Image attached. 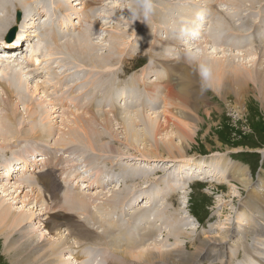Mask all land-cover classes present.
<instances>
[{
  "label": "rangeland",
  "instance_id": "rangeland-1",
  "mask_svg": "<svg viewBox=\"0 0 264 264\" xmlns=\"http://www.w3.org/2000/svg\"><path fill=\"white\" fill-rule=\"evenodd\" d=\"M26 1L27 3H29L28 6L31 7L32 4L30 3V1L32 2V0H26ZM35 1L38 5L35 8L34 14H28V15L29 16L36 15L37 18H39V8H40L41 0H35ZM219 1L222 5V8H221L222 14L220 17L223 18L224 21L226 22V27L223 31L231 32L229 34H235V32L239 33V32H242L244 29L247 30L250 28L248 22L245 19L242 21H239L242 18L238 17L237 15L235 17L236 22H234V19L231 18L234 16V14L232 15L231 14L232 11L230 10H233V12H236L239 10L238 13H235V14L241 13L243 14L242 15L243 18L245 17L248 18L249 14H254L255 16L261 13L264 14V0H254V2H256L257 4L253 3L252 0H241L242 3L241 2L236 3V5L227 4L226 2L221 1V0ZM11 2L13 3L11 4ZM82 2L86 3V0H83ZM102 2L105 4L104 7L106 8V10L103 7L101 12L102 11L107 12L106 13L108 16L107 25H105L104 23L105 21H103V22H100L101 24L97 22L98 23V24L96 23L97 27L96 25L93 26L95 27V29L98 28L99 25L102 26V28L101 30L96 32L95 40L97 41H95V45L92 47L93 49L92 48L90 50L87 49L89 51L95 49V51L99 53V56L102 55L101 56L102 58L96 60L95 57H92L90 55L89 51H84L85 54L81 53L77 55L76 57L73 55V60L78 65H81L88 69L95 70L92 72V75H91L93 79L96 78L95 76L96 70L109 71L110 75L112 76V79L107 80V82L109 83L105 81L106 83L104 85V82L101 81L100 84H103V86L102 85H100L102 87H99V85L96 86L97 92L98 90L104 91L105 93H107L108 98L113 97L117 90L125 89L128 94H130V92L128 91H131L132 89L136 87H137L136 89L140 90L138 93H131L132 95L135 94L134 97H127L126 94L124 95L123 93V96H125V98H118L114 101L116 103L117 109L123 108L122 110L118 112L117 119H116V114L114 113L115 111L109 110L108 106L104 107L103 108L104 110L99 109L98 107H95L94 109L95 112H99L101 114L106 113L110 117V118H102V119H97L96 117H93L99 121L100 125L98 126L99 128L97 127V130L92 134L91 143L93 144L95 149H98L99 147L105 148L103 149V153L91 150V148H89L88 142H85L83 138L80 137L78 138L79 141H76L75 140L76 137L74 134H73L74 136L72 135V133H71V136L67 134L69 131L68 127L70 128L72 126L71 122H72V119L75 118V116H72L70 118L71 122L69 123V120H70L68 118L69 114H66L65 124H64L62 120H60V114L56 113L57 114L56 115L53 113L52 116L49 115V112L51 111L54 105H57V104L61 105L64 103L65 99H68V97L66 98L63 97L64 94L62 92V84L64 81L66 83L65 75L61 76V74H57V78L60 77L59 84L57 85L56 83H52L53 80L51 81L47 80V78H45V75L41 76L37 74V72H36L37 75H34L35 73L31 72V70L34 71V69L29 68L30 70L29 71L26 68L20 67L21 70L23 69L24 71V75H23L24 79L23 78L22 79L26 82L27 88L30 87L33 89H28V92L26 91L27 102L25 104H22L19 98L17 100L15 99V102H13L12 106L14 110H17V118L14 120L15 124L13 123V125L12 124L8 125V127L10 126L9 128L12 132L9 135H8L9 132L6 133L9 139L5 137L7 140L0 141V172L2 170H5L4 173L6 174L7 167L5 168V165L10 162H14L12 166H17L20 163L18 160V156L21 154V150L28 147L27 152H30L31 155H35V154L42 155L41 158H43V160L45 159V161L43 165H42V162L39 164V166L42 165L41 169L39 170L41 171L40 173L38 172L37 174H33L31 172V173H28L29 175H24L22 176V178L13 180V182L15 183V186L17 182L20 183L19 186H21L22 180L31 181V183L35 186L34 189L36 191L35 192L36 196H39L40 198L41 195L46 196V194L48 193L52 195V199L54 201L56 197V193H57V196L59 195L63 196L61 197V206H64V207L68 206L69 204L68 201L66 200V197H65V202L68 204L67 205L64 204L65 194L73 193L77 195L78 193L80 194L84 193V195L81 194V197H80V194L77 196L78 198H80V200L84 196H86L85 202H87L89 206L88 208L90 209L88 214L80 215V213H77V212H74V215L72 214V212H67L66 214L70 213L71 215L74 216L72 217L74 218L76 222L84 224L88 226L89 228H91V226L93 227V225L96 226L97 227L96 231L99 234L102 233L105 235V232L103 231H106V229L108 228L112 230V233L113 231H116L117 229L118 232H122L124 234L130 233V234H134L135 236H137L135 237L136 239L134 238L135 240L131 242L129 241L130 243L128 242L129 244H126V245H120V244H117V242L113 241L112 240L113 235L107 236L106 240H103V241L95 240V239L86 241L89 243L92 241L94 243L95 247L91 245L92 249H94L93 255L95 254L100 257H103L106 262H109L108 264H118L117 263L118 259L115 255L108 253L105 250L106 248H108L109 250H113L120 256V259H121L120 264H131V263L149 264L147 261H140L141 259L139 258L138 255L142 250L149 249L151 251H155L158 253H162L163 251V253H173V255L175 256L176 251H178L179 249L180 250L182 249V251L186 253L184 256L187 257V254L195 253V249L197 248V246H199V244L202 241H204V239L220 238V237L222 238L223 236H226V237L223 239L224 243L222 246H211L213 254H210L209 257L207 258H204L203 256L202 259L199 258L198 260H194L193 262H196L195 264H228L227 263L228 260L223 259V256L220 255L221 253L223 254L225 253L226 258L228 256L229 264L231 263L238 264L239 262L244 261V260L245 262H242L241 264H259V262H257L253 257V256H257L256 252L254 251V247L259 244L260 245L264 244V237L260 238V235L257 233V230L255 233L254 231L253 232L251 231L248 234V232L251 229H254V227L252 226H254L257 223V219L260 217L259 216L255 217L256 215L253 216L254 213L250 210V208H248L247 205H249V200L256 199L254 195L255 191L258 194H264V103L258 100L257 97L252 93L248 95L247 97H245V101L242 106L243 107L242 114H239L234 109L235 102H236L235 100L237 97L234 94L228 93V94H225V96H222L220 93L218 92L214 93L213 91H211L212 90L211 88L207 87L205 89L206 93L201 94L199 96L198 105L201 107V109L199 110L200 111L199 117L201 119H199V123L195 119L194 120L195 122H193V126H192L193 130L189 129L191 130L189 131V134L191 133L190 135L191 137L194 138V141L187 143V145H184V149L187 150L186 156L182 157L184 161L176 163V165H174V166L180 165L179 166L180 168H183V167L186 168V166H189V167L192 166L196 168L197 166L196 168L197 171H194L191 168H190L191 170L185 169L189 171L191 174L187 178V179H190L189 182L191 183L187 184L190 187H187L186 189L181 190V192L180 190L175 189L172 192H167L165 194L164 198H167L168 194L171 193L172 199L170 201L169 208L161 214L158 220L160 222H155V224H153L152 226L145 225L149 223L147 222L143 223V222L136 221L135 215H131L130 212L128 211V213L126 212L127 214H123V215L119 214L120 219L122 220V223L120 225L121 227H120L117 225V220H118L117 212H116L117 214L112 213L113 216L116 218V219L114 218L113 220L109 219L111 216H109L106 212L104 216L105 218L102 217V215L99 212H97V210L104 212V209L110 212L108 207L111 204L107 203V201L104 202L107 199V197L104 198L105 200H102L101 197L103 196L101 194L104 192L109 193L105 195H108L111 197L113 193L115 194V191L113 190L115 187L116 188L118 187L119 183H120V186H122L120 189V193H119L121 194L120 199L124 197V194H123L124 190L126 191L125 199L127 201L132 196L139 195L138 197L141 198L140 204L137 206L139 208L141 204H142L141 206H145L143 205V203H145L144 201V199H146L145 197L148 196L147 195L148 193L154 191L158 182L160 181L163 182L166 180L170 183H177L179 181V178H177L176 176L179 175V173H181V170L179 168H168L170 166L168 162L170 161L173 162L172 161L173 159H168V160L166 159L169 156L167 152H162V151L160 152V156L165 160H157V159L150 160L148 158L145 159L141 157L139 154L140 150H138V149L143 150V148L146 146L148 148H151L155 145L154 142L156 140L160 142L164 139H168L171 135L174 136L176 131L173 129V122H177V120H175L172 116L171 123L166 124L167 129L165 128L160 129L159 131L161 134L159 133L158 136L154 137V129L149 126L147 121L144 119V115L138 117V113L139 114L146 113L145 116L152 115L154 116L153 120H159L161 124L165 122L164 112L169 111V112L177 114L179 106L176 105L175 108L174 107L172 108L173 101L169 98V92L175 91L177 89L180 92L187 93L189 92V89L187 88H185L184 90L180 89V87L177 86L178 83H180L179 82L180 80L177 82L175 80H171V77L168 76V74L164 72L165 70H163V68L160 66L171 65L173 69L178 70L179 67H181L178 64H182V65L186 64L187 67L189 68V65L185 63L186 61L189 60L187 58V51L189 49L193 51H197L198 55H201L202 53H204L199 45L204 44L206 42V39L204 38L203 40L201 38L202 37L201 34L198 40H192L190 36L182 37L179 33V27L181 26V24H189V26H191L192 20L190 19L191 18L190 13L193 14V19H194L196 16V13L203 11L207 14V19H208L210 14L212 15L214 13L213 8L215 7L214 5H212L213 0H155L156 9H155L154 15L152 16L150 20H148L147 22L143 20H138L136 22H130L131 24H129V20L127 19V17L130 15L128 14L129 13L128 7L131 4L132 0H102ZM70 3H73L72 4L73 6L76 5L75 4L76 2H74V0H70ZM254 4H256V6L250 10V8ZM23 5L27 7V5L22 0L20 1L2 0L3 8H1L0 11L7 10V14H4V16L8 17V20H6L5 23L0 25V27L5 29L4 30L0 28V36L4 33L6 37L7 35L11 33L12 29L14 28L13 26H16L18 22V18H17L18 10L19 12L20 10L23 11V8H22ZM229 5L231 8L229 7ZM83 6L84 5L76 6L74 10L78 8L77 9L78 11L80 10L84 11L85 6L84 7ZM49 13L50 14L53 13L52 9L49 10ZM81 15H84V14H81ZM4 16H0V21L3 18H5ZM91 18L93 19V17ZM237 20H238V23H237ZM30 23L31 22L26 24L27 28H30L31 26ZM11 24L13 25L10 26ZM205 25H206V22L200 27V33L202 34L203 32L205 34L207 33V29H205L207 28V26ZM6 26H7V29H6ZM227 26L229 29H227ZM19 35L20 33H18V35H16L15 37L18 38ZM83 35L84 34H81V36ZM114 35L117 36L118 39L116 40L113 39L115 37ZM119 35L124 40L120 38ZM45 36L46 34L42 36L43 37L42 45L40 47H43L46 44L45 41L47 39ZM3 38L4 37H0V42L3 41ZM22 38L23 37L21 36V40ZM98 38H101V39L98 40ZM217 38L218 37L215 38L216 39L215 42L217 41ZM209 42L207 44H209ZM258 42H259L258 45H260L259 47L264 48V43L262 41H258ZM96 43L99 45H97ZM258 45H256V47ZM96 46L101 47V49ZM120 46H121V50H120ZM209 46L212 49V45L209 44ZM250 46L253 47V51L256 50V48L252 44ZM218 47H219L218 52L221 51L220 49L223 50V47H220V46ZM117 49L120 50V53H119L120 55L117 56V61L112 62L108 54L115 53ZM66 50L68 51L67 47H66ZM104 50H108V53L106 56L103 57L102 53H104L103 52ZM224 50H226L227 53H234V54H239L242 52V50H239V49L231 50L228 48L227 50L225 48ZM246 58L257 62L258 60L264 58V53L254 54V56H246ZM107 61H109L110 64ZM11 66L14 67L16 66V64H11ZM6 67H7V64H0V77L2 76V73ZM16 68H19V67H16ZM244 68L247 69V67H244ZM263 68H264V65L260 66V63H259L256 66L252 67L251 69L261 70ZM81 70L83 69H80L79 71ZM196 71L198 73V68ZM179 73L180 72H174L173 78L177 77V74ZM84 75H85L84 70L82 74L78 73V77L81 80V82L87 81L85 80ZM197 76H198L197 82L201 83L199 73ZM112 80H113V83L111 82ZM152 81L153 83H151ZM69 83L74 87L72 82H69ZM122 83L126 85L127 87L125 86L124 88V85ZM151 84L152 85L154 84V85L153 87H151V90L149 89L150 90L149 91L148 87H145V86H149ZM181 84L183 85L184 83L181 82ZM139 85L141 86L143 85L144 87L142 86L141 88V86ZM44 86L45 88L47 87V90L44 89ZM201 86H202V83H201ZM201 86L196 84L191 89L190 93L192 95H197L200 92ZM38 87H39V91L37 93H34L36 88ZM169 87H171L172 90H169ZM112 88L114 90L111 91ZM10 90L14 94V90H12L11 88ZM24 90L26 89L24 88ZM52 90L54 91V94L52 93ZM107 90L110 92H108ZM1 91L2 89H1V84H0V100L3 98L1 96L3 95ZM76 93L78 94L80 93L79 95L82 97L81 91H77ZM76 93H75V96L78 97ZM229 94L231 96H228ZM62 97L63 99H61ZM141 99L142 101H144L146 104L149 105L148 110L150 111H146V109H144L143 107H139L140 106L139 104L141 103ZM83 101H85V103L87 102L86 99L82 98V102ZM1 103L2 102L0 101V120L3 119L4 118L3 116L6 115V112L4 111L5 105L4 103L3 105H1ZM31 103H34V107H33L34 109L32 107H29V104ZM42 103H44V105H42ZM69 104H70L69 110L73 112L72 114H75L76 116L83 115L82 113L83 109L80 108V106L83 103H80V104L76 102L72 103V100H71ZM190 104L192 107L195 106L194 101H192ZM133 105H137V106L134 108H131ZM30 108L33 111H31ZM126 108L128 109V112L130 113V115H132V118H128L124 122H121L119 117L120 115H122L123 113L122 111L126 110ZM38 109H45L46 112L45 111L44 112L47 113L46 116L49 115V118H50L49 121L51 122V120H53L52 125L49 123V121L44 122L45 124L48 123L50 124V126L53 127L52 130L54 129V131L51 134L52 137L49 138L47 142L45 143H40V142L26 143V142L14 139L13 134L16 133V129L13 126H16L17 128H19V125L22 126L25 123L24 126L21 127V129L29 128V125L27 123L29 122V119L26 116L24 110L28 113L37 112V114L40 115L41 113L38 111ZM57 109H59L61 112L65 111V109L61 110L58 107ZM140 111H145V112H140ZM183 112H187V109H184ZM57 117H59V119H56ZM133 118L135 121H133ZM43 119L44 117H40L38 124H41V122H43ZM33 121L34 123L30 124L31 126L36 125L35 123L38 122L35 116L33 118ZM105 121L109 122L110 125L106 126ZM131 122L135 123V127L138 131V135L141 138L140 141H136L138 143V146H137L138 149L136 148V150L130 147V144H131L129 141L130 136H128V131H127L128 126ZM120 123H124L127 125L126 130ZM102 125L105 126L106 128L103 127ZM32 128H34V126H32ZM110 130H112V132ZM1 133H3L2 130L0 131V134ZM110 135L112 136L111 138H110ZM4 136L6 135L4 134ZM100 138H104V139H100ZM144 138H146L147 140H143ZM174 139L177 144L180 143V138L177 137ZM119 141L121 142L119 143ZM102 144H104L105 146ZM111 144H113V146L115 144L114 146L115 149L111 147ZM6 146L9 147V150L7 148H3ZM109 147H111V149H109ZM116 149L119 150V152ZM197 158L203 159L205 163L206 161H210V159H215V161L217 162H215L214 164H212V162H210V164L206 163L209 165L207 167L203 164L204 161H199L200 163H194L195 160L198 161ZM188 159H191L193 161H185ZM224 159L226 161L229 160L227 162L228 168L231 167V164L232 166L237 164L240 166L241 169L246 170L247 178L250 179V188H249L250 190L249 189L247 190L244 187L240 186L242 184L240 181L242 180L243 177H246V175L238 176L234 174V177H231L230 175V180H227L228 178L226 179V177H228L229 174H228V170H226L227 168H226V165L224 164L225 163L223 161ZM70 161H72V163H70ZM146 161H149V162H146ZM151 161H158V163L157 162L154 163ZM120 163L131 165L130 166L131 169L125 168V170H123V168L120 166ZM142 163L144 164L142 165ZM149 163H152V164H149ZM162 163H165V164L162 165ZM54 164H56V166ZM184 164H191V165H184ZM216 164L219 165L220 170L218 167H216L217 166ZM222 164H223V167L221 168L220 166ZM53 168H55V170ZM57 168H59V170ZM121 168L123 171L121 170ZM139 168L141 171L139 170ZM150 168L151 170L156 168L158 172H154V173H150V171L143 172L144 170H147V169L150 170ZM132 169H135V170L132 171ZM171 169L172 171L170 172ZM210 169H212V171H210ZM216 169H218L219 171H217ZM66 170L68 171V175H65L67 172ZM97 171H101L102 173L101 172L99 173ZM215 171L220 176H223L226 179V181L220 179L219 175H216V173H214ZM81 172H83V174H87L91 176L97 175L96 177H99L100 175L107 173L111 176L108 178V182H111L112 186L109 187L108 191H104V190L101 191V188H95L89 192L91 187H87V191H85L84 189L86 188V186L82 187V185L86 183L87 178H85V180L83 178H80L82 176ZM123 172H125V174ZM137 173H138L137 178L139 179L135 178L134 180V178L132 177L133 175H136ZM130 174H133V175L128 176ZM148 174H151V175H148ZM164 175H167V176L170 175V177L169 178L165 177V179H161L162 176ZM127 176L129 179H127ZM36 177L37 178L45 177L47 178V180L51 181V184L53 186L51 187L50 192H46L43 194V190L38 184L40 180L38 181L34 180ZM193 177H196L199 179L198 180L196 178L193 179ZM208 177L210 179H208ZM123 179L126 181L129 180V181L125 183ZM145 179L147 180L145 181ZM70 180H73L74 182ZM212 180L219 181L222 183H212L213 182ZM80 181H83V184L81 186L79 184ZM92 181H97V180H92ZM194 181H197V182H194ZM198 181H204V182H198ZM5 182L6 181L4 182L0 181V193L1 194H2L3 188L15 191L13 182L12 184L7 183L8 187L4 185ZM64 182L71 184L73 186L69 185L68 187H64L63 186ZM140 182L141 184H139ZM143 182L144 183L146 182V183L144 184ZM44 183L45 182H43V188H44ZM125 184H127V186H125ZM129 185L131 186V188H128ZM56 186H58L59 189H57ZM153 186L155 187L152 188ZM31 190H32L31 187L24 186L22 190L18 192L19 194H17V195H20V197H18V199L16 200L17 202L14 201L13 203L14 204L13 209L15 208V210H17L18 208L19 209L23 208V211L22 210L21 211L24 216L25 215L30 216L29 212L33 208L32 206L28 207V202L24 200V194L32 195ZM250 193H251V196H250ZM92 197L94 198L93 200H92ZM120 199L118 200L115 199V200H117L116 202L117 204L122 205L123 201H120ZM142 200L143 202H141ZM127 201H125V204H124L126 210H128L127 208H129ZM23 203L26 204L25 208L23 207L24 206ZM259 203L261 204L262 202H259ZM8 204H10V202ZM262 204L261 206L264 207V203ZM103 205H107V206L102 207ZM79 206H80L79 210H87V208L86 209L82 208L83 207L82 202H79ZM118 208L122 209V207L120 206H118ZM63 210L64 209H60L59 211H57V213H54V214L50 213V217L48 216V220L52 219L51 216L52 217H55L56 215L59 216L60 212L61 214L65 213L64 212L65 210L64 211ZM122 210H124V208ZM34 212L35 213H33V215L35 218L30 221H27L24 226H26L28 229H32L31 233L34 234V236H36L34 240H37L41 246L45 245L44 242L47 243L48 241V245L46 244L45 246H43L44 248L47 246L57 245L59 243V237L53 236L52 234L51 236L53 237H51L50 232L44 229L45 226L43 225V222L45 218H42L41 221L36 220V218L38 217L39 211L36 212V209H35ZM181 212H183L184 216L187 219H185V217L181 214ZM26 213L27 214L29 213V214L27 215ZM76 213L78 215L77 217H75ZM185 213H187L188 215H185ZM245 213L250 218L247 217V219H245V215H244ZM191 214L197 219L199 224L197 223L195 219L192 218ZM91 216H94L97 223L92 222V220L90 219ZM124 216H127V217H124ZM63 218H66V217H63ZM59 220L61 221L62 219L59 218ZM163 220H166V221L164 222ZM111 221H114L116 224L114 225V223H110ZM191 221H193L194 223ZM189 223H191V226H189ZM260 223L263 226V230H264V224H263L264 222L260 220ZM168 224L169 226L167 229L166 227ZM248 228H251V229H248ZM64 231L65 229L62 230V233H64L67 236L68 232L66 231L64 232ZM138 231H141V232H138ZM228 231H230V233ZM118 232H114V233H118ZM137 233L141 235V240ZM1 236L2 235L0 234V264H13V261H12L13 258H11L9 254H12L13 256L14 250L13 248L11 249L7 248L9 246V241L6 240L5 235H3L5 239ZM14 236L18 237V235H14ZM42 236H43V240L40 239L42 238ZM69 236L73 239L76 238V236L74 237V235L73 236L69 235ZM197 237H198V240H197ZM261 239H262V242H261ZM72 242H74V240L70 239L69 241L70 245H72ZM77 242L78 241L75 240L74 245ZM98 246L101 249H99V251L97 252ZM129 246H131V249H132L131 251H128ZM185 246H188L187 249L186 248L183 249ZM69 247L71 246H68L66 248H60L62 249L63 254L64 255L66 254V257L64 258L65 264H78V262L80 261H77L76 259H74V256L72 255V254H75L76 251L72 250V253H71V248ZM124 247L126 248L124 249ZM156 247H158L161 250L160 251L156 250L157 249ZM258 248L264 251V245L258 246ZM27 255H29V253H27ZM262 256L264 258V254ZM66 258L67 260H69L70 258V260L67 261ZM126 259L130 260V263L127 262ZM45 261L46 260H42V262H45ZM158 261L159 260L150 261V263L157 264L156 262ZM63 262L64 261L61 260L60 264Z\"/></svg>",
  "mask_w": 264,
  "mask_h": 264
},
{
  "label": "bare ground",
  "instance_id": "bare-ground-1",
  "mask_svg": "<svg viewBox=\"0 0 264 264\" xmlns=\"http://www.w3.org/2000/svg\"><path fill=\"white\" fill-rule=\"evenodd\" d=\"M18 1H20V0H18ZM22 1L27 5V7H29L28 6L29 3H27L26 0H22ZM82 1L83 0H74V2H76L75 3L76 5L73 6L72 5L73 3H70V0H58V1H56V0H41L40 8H39V18H37L36 15L35 16H31V15L29 16L28 15V14H34L35 8L38 5L35 0H32V2L30 1V3L32 4L31 7L27 8L24 5L22 6L23 11L21 10V12L23 14V18H22L21 24H20V22H18V25L21 26V29H19V33H20L19 37L16 38L14 36V37L10 38V36H7L8 38L6 40L4 33L0 36V37H4V39H5L4 41H9L10 39L15 40L14 42H12V43L10 42V43H11V47H13L17 50V51L12 50V52L8 53L7 48L4 49V48H2V46H0V64H7V67L4 69L2 76L0 77V84H1V89H2L1 92L3 94L1 96L3 98H5V99L2 98L0 101L2 102L1 105H3V103H4V105H5L4 111L6 112V115L3 116L4 118L0 120V131L2 130V132H3L0 134V141L1 140H3V141L7 140L5 137L8 138V135L10 133H12L10 128H9L10 126L8 127V125L9 124L13 125L14 120L17 118V110L13 109V106H12L13 102H15V99L17 100L19 98L21 103L25 104L27 102L26 91L28 92V89H33L30 87L27 88L26 82L23 80L24 79V76H23L24 71H23V69L21 70L20 67L26 68V69H29V68L34 69V71L31 70V72L35 73L34 75H37V74H40L41 76L45 75V78H47V80H50V81L56 79L57 74L61 71V76L65 75V77H66V83L64 81L62 84V92L64 94L63 97H65V98L68 97V99H65L64 103L61 105H59V104L54 105L52 107L51 111L49 110L50 111L49 115L52 116L53 113L54 114H56V113L60 114V120H62V122L64 124H65L66 114H69L68 115L69 119L72 116H75V118L72 119V122H71V119L69 120V123L71 122L72 126L70 128L68 127L69 131L67 134L69 136H71V133H72V135L74 134L76 137V139H75L76 141H79L78 138H80V137L83 138V140L85 142H88L89 148H91V150L103 153V149H105V148L99 147L98 148L99 150L95 149L93 144L91 143L92 134L97 130V127L100 125V123L97 119L110 118V117L106 113L101 114L99 112H95V111L93 112V109H95V107H98L99 109H103L104 107L108 106L109 110L116 112V119H117L118 118L117 117L118 109H117L116 103L114 101L118 98H125V96H123V93L125 95V92L123 90H121V91L117 90L118 94L117 95L113 94L114 96L111 97L110 100L107 98V96H108L107 93H105L102 90H98L100 97L97 96L98 93L94 96V93L92 91V86L96 87L97 85H99V87H102L103 84H100V82L103 81L104 85H105L107 80L112 79V76L110 75L109 71H107V70H96V73H95L96 78L93 79L91 77V75H92V72L95 70L88 69V68H85L81 65H78L73 60V55L76 57L77 55H79L81 53L85 54L84 51H89L95 45V41H97V40H95V37H93L94 34L96 36V33H94L95 27H93V26H95L96 23L98 22L99 15H100V14H98L99 13L98 11H101L103 9V8H101L98 10L96 7V4H95L98 1L102 2V0H86V3L82 2ZM221 1H224L227 4H231V5H236V3L241 2V0H221ZM252 2L256 3V2H254V0H252ZM12 3L13 2H11V4ZM38 3H39V1H38ZM87 3H89V4H87ZM212 3H213L212 5H214L215 7L213 8L214 13L212 15L210 14L208 19H206L207 21H206L205 26H207V28H205V29H207V33L206 34L200 33L202 36L201 38L206 39V42L204 44L199 45L204 53H202L201 55H198L196 61L188 60L185 62L189 65L190 69L187 67L186 64H183V65L178 64L181 66V67H179L178 70L173 69V67L171 65L160 66L165 70V72L168 74V76L171 77V80H175L176 82L180 80L179 81L180 83H178V85H177L178 87H180V89H182V90H184L185 88L189 89V92H187L188 94L185 92H180L177 89L175 91L169 92V98L173 101L172 108L173 107L175 108L176 105L179 106L177 114L169 112V111L164 112V115H165L164 121L165 122H163V124H161L159 122V120H153L154 116H152V115H146L145 116L146 113H142V114L138 113V117L144 115V119L147 121L149 126L154 129V137L158 136V134L160 133V131H159L160 129H164V128L167 129L166 124L171 123V121H172L171 117L173 116V118L175 120H177V122H173V129L176 131L175 135L174 136L171 135L168 139H164L160 142H158L156 140L154 142L155 145L153 147L150 146L151 148H148L146 146L143 148V150H141V149L137 148L138 143L136 141H140L141 138L138 135V131L135 127V123L131 122L128 126V129H127L128 136H130V140H129L131 143L130 147L133 148L134 150H136V148L138 150H140L139 154L141 157H143L145 159L148 158L150 160L151 159L165 160L160 156V152L161 151L167 152L169 156L166 159L167 160L173 159L172 160L173 162H171V161L168 162L170 164V166L168 168H179L181 170V173H179V175L176 176L177 178H179V181L177 183H170L166 180L163 182L160 181L157 183L156 187L155 186L152 187V188L155 187V189H154V191L152 189L153 192H150L147 194V195H149V194H151V195H149V196L146 195L147 197H145V198L148 201L146 202L145 206H141V205L139 206L140 209L141 208L146 209V208H149L155 200H158L159 203L156 204L155 209H153L149 214H147V213L146 214H139L141 212V210H139V208L137 206L140 204V200H141L140 197L132 196L127 201L125 199L126 191L124 190V192H123L124 197L122 199H120L121 194H119V193H120V189L122 186H120V183H119L118 187L117 188L115 187L113 190V191H115V194L114 193L112 194L113 196L111 195V197H110L108 195H105V194H109V193H105V192L101 194L103 196V197H101V199L105 200L104 198L107 197V199L104 202L107 201V203L111 204L108 207L110 212H108L106 209L103 208L104 212H106L109 216H111L109 218L110 220H113L115 218L112 213L117 212L118 215L119 214L123 215V214H127L129 211L131 215H135L136 221L143 222V223H145V222L151 223V217L154 213H156V214L158 213L159 218H160L161 214L169 208L170 201L172 199V197H171L172 194L169 193L168 197L164 198V196L167 192H172L173 190H175L178 187H181V190H184L187 187H190L186 183L189 182L190 179H187V178L191 174L189 171H187L185 169L191 168L194 171H197L196 170L197 166H196V168H194L192 166L191 167L186 166V168H184V167L180 168L179 167L180 165H177L175 167H172V165L184 161V159L182 157L186 156V153H187V150L184 149V145H187V143L194 141V138L191 137V135H190L191 133L189 134V131H191L189 129L193 130L192 126H193V122H195L194 121L195 119L198 123H199V119H201L199 117V115H200L199 110L201 109V107L198 105V102H199L198 98L201 94H205L206 91H205V89L202 90L201 83L197 82L198 81L197 80L198 73L196 70L198 68V63H200V62L208 63L213 68V79L211 80V83L208 86V88L212 89V90L210 89L211 91H213L214 93L218 92L222 96H225V94H228V93H231V94H234L235 96H237L236 100H235L236 102H235L234 109L239 114L243 113V107L242 106H243V103L245 101V97H247L251 93L254 94L258 100H260L262 103H264V68L261 70L251 69L252 67L256 66L259 63H260V66H263L264 65V63H263L264 58L258 60L257 62L247 59L248 57L246 58V56H254V54H258V53L263 54L264 53V48H261V47H259L260 45H258V43H259L258 41H262L264 43V24H263L264 21H262V20H264V14L261 13V14H257L256 16L254 14H249L248 18H246V17L243 18V16H242L243 14H241V13L235 14V13H238L239 10L236 12H233V10L228 9V10L232 11V13H231L232 15L234 14V16L231 17L234 19V22H236L235 17L237 15L238 17L242 18L239 21H242L245 19L250 26L249 29H247V30L244 29L242 32H239V33L235 32V34H229L231 32H224L223 31L226 27V22L224 21L223 18L220 17L222 14V10H221L222 5H221L220 1L219 0H213ZM256 4H254L250 8V10L253 9L256 6ZM80 5L85 6L84 11H81V10L78 11L77 10L78 8L76 10H74L76 8V6H80ZM207 5H208V3H207ZM241 5H239V6H241ZM3 6H5V5H3ZM3 6H2V0H0V9L3 8ZM229 7H230V5H229ZM51 9H52L53 13L50 14L49 10H51ZM15 10H16V8H15ZM105 10H106V8H105ZM18 12H19V10H18ZM4 14H7V10L6 11H0V16H4ZM81 14H84V15H81ZM128 14H130V13H128ZM190 14H191L190 19L193 20V14L192 13H190ZM88 17H90V18H88ZM91 17H93V19ZM228 18H230V17H228ZM2 20H1L2 22L0 21V25L5 23V21L8 20V17L3 18ZM15 20H14V22H15ZM227 20H229V19H227ZM28 21L31 22L30 28H27V26H26V24L29 23ZM237 23H238V20H237ZM237 23H236V25H237ZM129 24H131V23L129 22ZM12 25L13 24H11L10 26H12ZM10 26H9V28H10ZM0 28L4 29L2 27H0ZM6 29H7V26H6ZM227 29H229L228 26H227ZM257 29H258V31H257ZM45 34H46L45 37L47 40L46 41L44 40V41L46 44L43 47H40L42 45V39H43L42 36H44ZM81 34H84V35L81 36ZM21 36L23 37L22 40H21ZM216 37H218V38H217V41L215 42ZM101 38H98V40ZM120 38H122V37L120 36ZM113 39L116 40V39H118V37L115 36ZM100 42H101V40H100ZM208 42H209V44L212 45V49L209 46V44H207ZM19 43H21L20 47H18ZM114 43H116V42H114ZM251 44L256 48L257 51L256 50L253 51V47L250 46ZM0 45H1V42H0ZM97 45H99V44H97ZM256 45H258V46L256 47ZM218 46L223 47V50L220 49L221 51L218 52V50H219ZM66 47L68 48V51L66 50ZM96 47H98V46H96ZM98 48L101 49V47H98ZM225 48L227 50H228V48L231 50L239 49V50H242V52L239 54L227 53V51L224 50ZM87 49H89V50H87ZM120 50H121V46H120ZM120 50L117 49V51L115 53H109L108 54V56H110V59L112 62L117 61V56L120 55L119 54ZM251 51H253V52H251ZM89 52H90V55L92 57H95L96 60L102 58L101 57L102 55L99 56V53H97L95 51V49L91 50ZM103 52L104 53H102V54L104 57L107 55L108 50H104ZM11 53H16V54L14 55V57H10ZM2 55H6L7 57L5 58V56H2ZM84 57H85V55H84ZM82 61H83V59H82ZM107 62H109V61H107ZM174 62H175V60H174ZM11 64H16V66L12 67ZM109 64H110V62H109ZM195 65H196V67H195ZM241 66H243V67H241ZM16 67H19L20 69L16 68ZM244 67H247L248 70L245 69ZM80 69H83L85 72L84 76H85V80H87L86 82H81V80L78 77V73L82 74V72H83V70L79 71ZM186 69H188V70H186ZM36 72H37V74H36ZM174 72H180V73L177 74V77L173 78ZM4 82H6V83H4ZM69 82H72L74 87ZM95 82L99 83V84H95ZM111 82L113 83V80ZM164 82H165V80H164ZM181 82H183L184 84L182 85ZM23 83H25V84H23ZM107 83H109V82H107ZM151 83H153V81ZM160 83H159V85H160ZM56 84L58 85L59 82ZM196 84L201 86L200 92L197 95H192L190 93V91ZM100 85H102V86H100ZM151 85L145 86V87H148V90L149 89L151 90L150 87L153 86V85L152 86ZM67 86H69L70 88L71 87H73V88L70 89ZM125 86L126 85H124V88H125ZM139 86H141V85H139ZM142 86H141V88H142ZM10 88L12 90H14V94L12 93ZM24 88L26 90H24ZM136 88L132 89L131 93H138L140 91ZM44 89L47 90V87L45 88V86H44ZM112 90H114V89L112 88L111 91ZM169 90H172V88L169 87ZM38 91H39V87L36 88L34 93H37ZM77 91H81L82 97L79 95L80 93L79 94L76 93ZM108 92H110V91H108ZM52 93L54 94L53 90H52ZM75 93L77 94L78 97L75 96ZM228 96H231V95L229 94ZM63 97L61 99H63ZM82 98L86 99L87 102L86 103H85V101L82 102ZM71 100H72V103H74V102H76L78 104L83 103L80 106V108L83 109V112H82L83 115L76 116L75 114H72L73 112H71L69 110V108H70L69 102ZM192 101L195 102L194 107H192L190 104ZM42 105H44V103H42ZM52 105H53V103H52ZM136 106L137 105H133L132 108H134ZM29 107L33 108L34 103L29 104ZM29 107H28V109H29ZM57 107L60 108L61 110L65 109V111L61 112L59 109H57ZM45 109H47V108H45ZM45 109H38V111L41 113L40 115H38L37 112L36 113L35 112L30 113L29 112L30 113L29 114L28 112H26L24 110L26 116L29 119V122H27L29 125V128L21 129V127L24 126L25 123L22 126L19 125V128H17L16 126H13L16 129V133L13 134V136H14L13 138L17 139L19 141L26 142V143H28V142L29 143H31V142L32 143L33 142H40V143L47 142V140L52 137L51 134L54 131V129L52 130L53 127L50 126V124L52 125L53 120H51V122L49 121L50 118H49V115L46 116L47 113H45L46 112ZM184 109H187V112H183ZM18 111H19V109H18ZM31 111H33V110L31 109ZM105 111H107V110H105ZM146 111H150V110L146 109ZM122 112H123L122 115H120V117H119L121 122H124L128 118H132V115H130L127 108H126V110H124ZM140 112H145V111H140ZM34 116L38 122L35 123L36 125H32V126H34V128H32V126L30 124L34 123V121H33ZM40 117H44L43 122H41L42 125L38 124ZM93 117H96L97 119H95ZM56 119H59V117H57ZM45 121H49L50 124H48V123L45 124L44 123ZM133 121H135L134 118H133ZM105 122H106V124H105L106 126L110 125L109 122H107V121H105ZM120 124H122V126L126 130L127 125L124 123H120ZM103 127H105V126H103ZM199 128H200V126H199ZM33 129H35V130H33ZM110 131L112 132V130H110ZM7 132H9L8 135L6 134ZM4 134L6 136H4ZM111 137L112 136L110 135V138ZM173 137L174 138H177V137L180 138V143L177 144ZM100 139H104V138H100ZM143 140H147V139L144 138ZM120 142L121 141H119V143ZM4 143H6V142H4ZM65 145H67V144H65ZM102 145H104V144H102ZM114 146H115V144H114ZM114 146H113V144H111V147L113 149H115ZM42 147H44V146H42ZM111 147H109V149H111ZM3 148H7L9 150V147H7V146L3 147ZM27 151H28V147L21 150V154L18 156V160L20 163L17 166H12L14 162H10V163L5 165V168L7 167L6 168V174L4 173L5 170H2L0 172V181H2V182L6 181L4 183L5 186H7V183L12 184L13 180H17L19 178H22V176H24V175H29L28 173L32 172L33 174H37L38 172L39 173L41 172L39 170L41 169V166L43 165L45 159L43 160V158H41L42 155H38V154L31 155L30 152H27ZM117 151L119 152V150H117ZM113 152H114V150H113ZM58 153H60V152H58ZM197 159H198V161L195 160L194 163H200L199 161H204L203 159H200V158H197ZM57 161H58V159H57ZM185 161H193V160L188 159ZM223 161L225 162L224 164L226 165V168H227L226 170H228V174H229V176L226 177V179L228 178L227 180H230V175H231V177H234V174H236L238 176L246 175V177H243L242 180L240 181L242 183L240 186L244 187L245 189L248 190L250 188V179L247 178L246 170L241 169L240 166L237 164L232 166L231 163H230L231 167L228 168L227 162L229 160L226 161L224 159ZM41 162H42V165L39 166V164ZM146 162H149V161H146ZM151 162H154V163L157 162L158 163V161H151ZM210 162H212V164H214L217 161H215V159H210V161H206V163H209V164H210ZM55 163H56V161H55ZM70 163H72V161H70ZM206 163L204 161L203 164L208 167L209 165ZM50 164H51V162H50ZM143 164L144 163H142V165ZM149 164H152V163H149ZM164 164L165 163H162V165H164ZM54 165L56 166V164H54ZM216 165H217L216 167L219 168V165L218 164H216ZM120 166L123 168V170H125V168L131 169V167H130L131 165H127L125 163H123V164L120 163ZM220 167L222 168L223 164ZM122 168H121V170H122ZM57 169L59 170V168H57ZM133 170H135V169H132V171ZM139 170H140V168H139ZM216 170L219 171L220 168H219V170L218 169H216ZM44 171H43V173H44ZM149 171H150V173L158 172V170L156 168L153 170H151V168H150V170L147 169V170H144L143 172H149ZM210 171H212V169H210ZM97 172L100 173L101 171H97ZM77 173H78V171H77ZM81 173H83V172H81ZM123 173L125 174V172H123ZM214 173H216V171ZM134 174H135V172H134ZM65 175H68V171L66 172ZM115 175H116V173H115ZM117 175H119V174H117ZM132 175L133 174H130L128 176H132ZM148 175H151V174H148ZM216 175H219V174L216 173ZM96 176L97 175L91 176V175L82 174V176L80 178H83L84 180H85V178H87L86 182L88 184V187H92V189H90L89 192L95 188H101V191L102 190L108 191L109 187L112 186L111 185L112 183L108 182V178L111 176L107 173L102 174L99 177H96ZM128 176H127V179H129ZM214 176H215V174H214ZM37 177L34 180H37V181L40 180L38 182V184L40 185L41 189L43 190V194L46 192H50V189L53 186L51 184V181L47 180V178H45V177H42V178H37ZM78 177H79V175H78ZM125 177H126V175H125ZM137 177H138V173L136 175H133L132 178H134V180H135V178H137ZM165 177L169 178L170 175L169 176L164 175V176H162L161 179H165ZM14 178H16V179H14ZM68 178H70V177H68ZM122 178H124V177H122ZM194 178H196V177H193V179ZM219 178L226 181V179L223 176L219 175ZM44 179H46V180H44ZM137 179H139V178H137ZM161 179H159V180H161ZM196 179H199V178H196ZM208 179H210V178L208 177ZM92 180H97V181H92ZM146 180L147 179H145V181ZM180 180H183L186 185L181 186ZM70 181H73V180H70ZM124 181H125V183H127V181H129V180H127V181L124 180ZM124 181H123V183H124ZM212 181H213L212 183H222L219 181H214V180H212ZM43 182H45L44 188H43ZM75 182H77V181H75ZM231 182H233V181H231ZM190 183L191 182H189V184ZM19 184L20 183L17 182L16 186H15V183L13 182V186L15 187V191L3 188L2 194L0 193L1 194L0 195V234L2 235L1 237H3V238H4L3 235H5L6 240L9 241V246L7 248L8 249L13 248V250H14L13 256H12V254H9L10 257L13 258L12 259L13 264H60L61 260L64 261L61 264H65L64 258L66 257V254L64 255L62 249H60V248H66L68 246H71V247H69V248H71V253H72V250L76 251L75 254H72V255L74 256V259H76L77 261H80V262H78V264H80V263H82V264L83 263L84 264H108L109 263V262H106L103 257H100V256L95 255V254L93 255L94 249H92L91 245L94 246V243L92 241L90 243L86 242V241H90L92 239L103 241L107 238V236L111 235L110 231L112 233V230H110L106 227L107 228L106 231H103V232H105V235L102 233L99 234L96 231L97 230L96 226H94V225H93V227L91 226V228H92L91 229L84 224L76 222L73 218L74 212H78V213H80V215L81 214H86V215L88 214L90 209L88 208L89 206H88L87 202H85L86 196H84L80 200V198H78V196H77L80 193H78V194L76 193L77 195H75L73 193L72 194H65L64 195V204H66V205L68 203L69 204H68V206L64 207V206H61V197H63L62 195L57 196V193H56V197H55L54 201L52 199V195L48 194V193L46 194V196L41 195L43 197L40 196V198H39V196L35 195V192H36L34 189L35 186L31 183V181L22 180L21 186H19ZM79 184L81 186L83 184V181H80ZM128 184H129V182H128ZM139 184H141V182ZM176 185H178V186H176ZM24 186H29L32 188V190H31L32 195L23 193L24 194V200H26L28 202V207H31V206L33 207L32 210L29 212L30 216H26V215L24 216L23 215V213H22L23 208H20V209L16 208L17 210H15V208L13 209L14 201H16L18 199V197H20V195H17V194H19L18 192L21 191ZM125 186H127V184H125ZM56 187H57V189H59L58 186H56ZM128 188H131V186L129 185ZM149 188H150V186H149ZM84 190L87 191V188H85ZM181 190H180V192H181ZM252 191H254V190H252ZM81 194H80V197H81ZM15 195H17V196H15ZM82 195H84V193ZM254 195H255L256 199L249 200V205H247V204L246 205L254 213L253 216L256 215L255 217L259 216L260 218H258L257 223L254 226H252V227H254V229L248 228V229H251L248 232V234L251 231L252 232L254 231V233H255L257 230V233L260 235V238H262V237H264V230H263V226L260 223V220H262L264 222V207L261 206V204L264 203L263 202L264 194H258L255 191ZM250 196H251V193H250ZM65 197H66V200L68 201V203L65 202ZM42 199H43V201H42ZM93 199L94 198L92 197V200ZM115 199H117V200L120 199V201H123V204L122 205L117 204L116 203L117 200H115ZM97 200H99V199H97ZM97 200H95V201H97ZM125 201L128 202V207H129V208H127L128 210L125 209V206H124ZM9 202H10V204H8ZM79 202H82V204H83L82 208H85V209L87 208V210H79L80 209ZM132 202L135 205V206L133 205V207L131 206ZM141 202H143V200ZM259 202H262V203L260 204ZM24 203H25V201H24ZM25 206H26V204H24L23 207L25 208ZM105 206H107V205H103L102 207H105ZM118 206L122 207V209L124 208V210L119 209ZM62 207H64V208H62ZM135 207H137V208H135ZM53 208H55V209H53ZM59 208L64 209L65 211L64 210L63 211L65 213L61 214V212H60L59 216H57V215L55 217L51 216L52 219L48 220V216L50 217V213H53V214L57 213V211L60 210ZM35 209H36V212L39 211V214H38V217L36 218V220L41 221L42 218H45V220L43 222V225L45 226L44 229L46 231L50 232V236L52 234L53 236L59 237V243L57 245L47 246L44 248L43 246H45L46 244L48 245V241L45 240V241H47V243L44 242L45 245L41 246L37 240H34V238L36 236H34V234L31 233L32 229H28L26 226H24L27 221H30V220L35 218L33 215V213H35L34 212ZM57 209H59V210H57ZM67 212H72L73 215H71L70 213L66 214ZM181 214L184 216L183 212H181ZM146 215H148V216H146ZM244 215H245V219H247V217H248L247 214L245 213ZM250 215H252V214H250ZM63 217H66V218H63ZM124 217H127V216H124ZM261 217H263V218H261ZM59 218L62 220L60 221ZM128 218H130V217H128ZM248 218H250V217H248ZM90 219L92 220L93 223H97L94 216H91ZM185 219H187V218L185 217ZM115 224L116 223L114 222V225ZM117 225L120 226L118 223H117ZM189 226H191V223H189ZM63 229H65V231L68 232L67 236L64 233H62ZM119 229H121V228H119ZM114 232H118L117 229H116V231H113V233ZM138 232H141V231H138ZM228 232L230 233V231H228ZM14 235H18V237L14 236ZM69 235H72V236L74 235V237L76 236V238L73 239ZM53 236H51V237H53ZM225 237L226 236H223L222 238L220 237V238H206V239H204V241H202L199 244V246H197V248L195 249V253L194 254H191V253L187 254V257L184 256L186 253H184L182 251V249L181 250L179 249L178 251H176L175 256L173 255V253H163V251H162V253H158L155 251H151L149 249L142 250L138 256L141 259L140 261H147L149 264H151L150 261H155V260H159L158 262H156L157 264H195L196 262H193L194 260H198L199 258L202 259L203 256H204V258H207V257H209L210 254H213L211 246H222L224 243L223 239ZM139 238L141 240V235H139ZM40 239L43 240V236ZM55 239H57V238H55ZM70 239L74 240V242H75V240L78 242L75 243V245H74V242H72V245H70V243H71V242L69 243ZM197 240H198V237H197ZM261 242H262V239H261ZM262 245H264V244H262ZM262 245L259 244V245H256L254 247V251L256 252V254L258 256V257L254 256V258H256L258 260H259V257L263 258L262 255L264 254V251H262L258 248V246H262ZM187 247L188 246H185L183 249H185V248L187 249ZM125 248L126 247H124V249ZM156 248H154V249L159 250V251L161 250L158 247H156ZM131 250H132L131 246H129L128 251H131ZM64 251H65V249H64ZM7 252H9V251H7ZM213 252H215V251H213ZM27 253H29V255H27ZM230 253H232V252H230ZM220 255L223 256V259H227L228 260L227 263L229 264L228 256L226 258L225 253L224 254L221 253ZM53 257H54V259H53ZM42 260H46V261L42 262ZM66 260H67V258H66ZM69 260H70V258H69ZM69 260H67V261H69Z\"/></svg>",
  "mask_w": 264,
  "mask_h": 264
},
{
  "label": "clouds",
  "instance_id": "clouds-1",
  "mask_svg": "<svg viewBox=\"0 0 264 264\" xmlns=\"http://www.w3.org/2000/svg\"><path fill=\"white\" fill-rule=\"evenodd\" d=\"M155 0H132L128 7L130 15L127 17L129 22H136L143 20L147 22L155 13ZM207 14L203 11L196 13L195 18L189 24H181L179 33L182 37L190 36L192 40L200 38V27L206 22ZM198 52L189 49L187 51V58L190 61H196ZM198 73L202 83V90L206 89L213 79V68L210 64L200 62L198 63Z\"/></svg>",
  "mask_w": 264,
  "mask_h": 264
},
{
  "label": "water",
  "instance_id": "water-1",
  "mask_svg": "<svg viewBox=\"0 0 264 264\" xmlns=\"http://www.w3.org/2000/svg\"><path fill=\"white\" fill-rule=\"evenodd\" d=\"M15 32H16V31H14V32L12 33V36H13V37L15 36Z\"/></svg>",
  "mask_w": 264,
  "mask_h": 264
}]
</instances>
